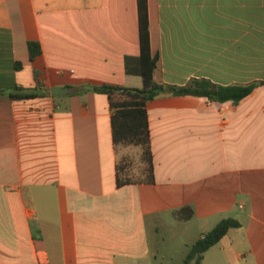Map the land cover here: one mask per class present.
Instances as JSON below:
<instances>
[{"label": "crops", "instance_id": "obj_1", "mask_svg": "<svg viewBox=\"0 0 264 264\" xmlns=\"http://www.w3.org/2000/svg\"><path fill=\"white\" fill-rule=\"evenodd\" d=\"M147 11L155 82L257 87L235 105L148 104L152 182L118 186L123 145L107 96L89 89L142 88L124 67L139 55L136 0H0V264H160L161 228L195 229L187 251L227 218L240 226L201 264H264V0Z\"/></svg>", "mask_w": 264, "mask_h": 264}, {"label": "trees", "instance_id": "obj_2", "mask_svg": "<svg viewBox=\"0 0 264 264\" xmlns=\"http://www.w3.org/2000/svg\"><path fill=\"white\" fill-rule=\"evenodd\" d=\"M136 4L139 55L136 58L126 57L124 67L127 75L139 76L142 79V88L101 85L92 86L89 90L107 96L109 107L112 111L113 142L141 148L142 157L146 163L147 181L152 182V163L146 110L148 104L160 97L170 95L173 97L193 96L204 98L207 103L231 102L235 105L249 96L258 83L220 86L206 79H193L184 86H174L155 82L153 73L158 62V56L153 55L150 49L147 0H136ZM27 52L29 60H33L41 53L39 43H27ZM19 66V63H17L15 68L18 69ZM11 97L15 99L29 98L32 95L25 94ZM129 182V179L122 178L121 175L117 178L118 186ZM239 226V222L234 219H222L188 247L180 264H201L204 253L216 245L229 229L238 228Z\"/></svg>", "mask_w": 264, "mask_h": 264}, {"label": "rangeland", "instance_id": "obj_3", "mask_svg": "<svg viewBox=\"0 0 264 264\" xmlns=\"http://www.w3.org/2000/svg\"><path fill=\"white\" fill-rule=\"evenodd\" d=\"M118 149L121 177L129 179L133 183L146 181V163L142 157L140 147L123 145L119 146ZM171 223L168 222V225H171L161 228V243L155 246L158 249L161 245L160 250L162 249V252H165L163 254L160 253L161 251L158 253L160 256L157 258V262L160 264H180L186 253L182 246L183 242L188 238L191 239L193 235L195 236V229L190 227L186 232V230L182 231L174 225V221ZM149 237L151 244H153L156 241L155 233L151 231Z\"/></svg>", "mask_w": 264, "mask_h": 264}, {"label": "water", "instance_id": "obj_4", "mask_svg": "<svg viewBox=\"0 0 264 264\" xmlns=\"http://www.w3.org/2000/svg\"><path fill=\"white\" fill-rule=\"evenodd\" d=\"M50 92L52 95L56 96V95L64 94L68 92V90L66 88H53L51 89Z\"/></svg>", "mask_w": 264, "mask_h": 264}]
</instances>
